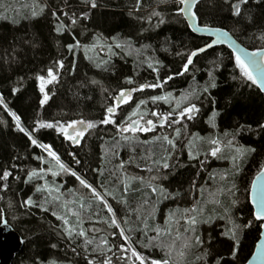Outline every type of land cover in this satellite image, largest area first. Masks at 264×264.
Masks as SVG:
<instances>
[{
  "label": "trees",
  "instance_id": "1",
  "mask_svg": "<svg viewBox=\"0 0 264 264\" xmlns=\"http://www.w3.org/2000/svg\"><path fill=\"white\" fill-rule=\"evenodd\" d=\"M236 2L198 4L200 25L225 29L248 49L264 48V0H248L240 16L233 14ZM95 3L93 8L84 0H0V176L12 173L7 181L0 179V224L5 218L24 241L13 264H103L108 257L111 264H133L131 248L169 264H246L261 233L249 192L264 168L263 94L226 47L195 56L188 72L178 74L188 56L209 43L190 31L178 0ZM60 23L65 27L58 33ZM49 69L57 75L51 83ZM156 83L162 87L136 90ZM121 91L129 92L127 102L117 99ZM45 94L49 98L42 103ZM156 96L167 99L154 101ZM191 104L199 112L180 119ZM109 107L115 109V125L100 123ZM13 112L32 139L50 145L102 199L33 145L18 130ZM149 119L153 130L119 131L125 121L147 126ZM176 119L180 123H172ZM78 120L97 127L73 147L59 126ZM212 140L220 142L217 156L210 154L216 147ZM164 157H170L167 169L161 167ZM33 171L38 175L29 181ZM46 184L51 195L37 191ZM28 199L35 206H28ZM113 217L128 240L111 224ZM192 217L195 226L188 223ZM232 222L241 226L238 240L229 238ZM69 226L85 231L92 243L75 234L69 239Z\"/></svg>",
  "mask_w": 264,
  "mask_h": 264
},
{
  "label": "snow or ice",
  "instance_id": "2",
  "mask_svg": "<svg viewBox=\"0 0 264 264\" xmlns=\"http://www.w3.org/2000/svg\"><path fill=\"white\" fill-rule=\"evenodd\" d=\"M84 2L91 4V7H93V8H95L97 6L96 3H95V0H84ZM257 2H258V0H257ZM179 3L181 5H184L185 9H191L192 0H179ZM247 3H248V0H237L236 3H233L231 5L232 8L234 9L233 14L236 15V16H240L241 15V10H242L241 6L244 5V4H247ZM181 11H184V9H182ZM53 15H55V13H53ZM64 15L68 16V13L65 12ZM152 15L160 16V13L153 12ZM192 15H193V18H195V13H193ZM86 16H87V14H85V17ZM56 18H57V20L60 19L58 16ZM70 19H71L72 25H75L77 23V18H75L74 14H73L72 17H70ZM159 22L163 23L164 22L163 18H161ZM64 27H65V25L60 23V24L57 25L56 31L59 33V32H61V30ZM203 30L204 31H209V32L214 31L215 34L221 39H224V38L227 37V34L222 32V30H220V29L212 30V29H207L206 28V29H203ZM262 39H264V37H262ZM74 47H79V45L78 44L77 45H69V51H72ZM115 47L116 48H122V45L117 43L115 45ZM211 47H213V44H208L207 45V48H211ZM205 50H206L205 48H201L198 51L199 52H204ZM197 55H198V52L197 51H193L191 53V55L188 56L187 63L184 65L183 71L178 73L179 75H183L184 73L188 72V70H189L188 66L193 63V57H195ZM245 55L248 56V63L247 64L245 63L244 60L241 59L240 55L236 56V63L241 68V71L243 72L244 76H246L248 80L252 81L253 84H256L257 83V77L254 76L252 71L249 70V66L257 64L258 61H257L256 58L257 57H264V52H255V53H251V54L245 53ZM57 65H58L59 68H61V69L63 68V62L62 61L57 62ZM149 67H152V65L149 64ZM48 77L50 78L47 81L49 83L57 80V75L51 69L48 70ZM39 79L41 80V91H43V83L45 82V77L41 76V77H39ZM168 79L170 80V79H172V77L169 76ZM127 83H132V81L129 80V81H127ZM210 86L214 88L216 85L214 83H212ZM149 87L157 88V87H162V85L159 84V83H156V84H144V85H141L140 88H138L136 90L137 91H142L144 88H149ZM259 87L261 88V90H264V78H260ZM204 91L207 92L208 88H205ZM48 98L49 97L47 96V94H45L44 101H42V103L46 102L48 100ZM117 99H123V100H125V102H127V100H129L130 97L126 96L124 91H121L120 94H119V97ZM160 99H165L166 100L167 97H159V96L153 97L154 101L155 100H160ZM2 103H3V98L0 97V104H2ZM140 103L144 104V103H146V101H141ZM198 112H199V108L196 107L195 104H191L190 106L184 108L180 112V119H183V117L186 115L187 118L189 120H191V119H193V114L194 113H198ZM114 114H115V109L113 107H109L107 109V117L105 119L101 120L100 123H102V124H114L115 125L116 121L112 118ZM136 114L137 113H133V115H136ZM11 115L13 116L14 120L16 121V125H17L18 130L20 132H23L25 135L29 136V139L31 140L33 145H36L37 147L42 148L43 151L46 152L48 154V156L51 157L56 162V165L59 167L60 170H62L64 172H70L71 171L67 166H65L60 161V157L57 155V153L55 151L52 150L50 145H46V144L45 145H41V144H38V142L35 139H32L31 134L24 127L21 126V120H20V117L18 115H16L14 112L11 113ZM152 115L153 116H158L159 114L153 112ZM170 115L171 114L164 115L161 118L164 121H168ZM141 118H143V115H141ZM129 119H131V117H129ZM180 119L173 120L172 123H180ZM124 123L127 125L126 127L125 126H118L119 131L121 133H124V132H138V131L147 132V131H150V130L154 129V124H153V121L151 119L146 121V125L147 126H142L140 124L139 120L132 121L131 124H128L127 121H125ZM77 125H82V126H85V127L84 128H80V127H77ZM41 127L52 128L53 125L52 124H43V125H41ZM95 127H97V125L95 123H93V122H85L84 120H78V121H74V122L68 124L67 127H65L64 125H60L59 126V130L65 137H67L70 141H72L73 144H79L80 143V138H82L84 136V134H85V128L86 129H93ZM68 128H71L73 131L71 133H69L68 130H67ZM176 135L177 136L180 135L179 129H177ZM125 139H127V137H125ZM164 140H166L167 143L169 145H171L172 147H175V144H174L173 140L169 139L167 136L164 137ZM210 143L213 144V145H216V147L211 149V153L210 154L212 156H217V154L221 151V149L219 147V143L220 142L218 140H212V141H210ZM238 151H240L241 154H243L244 151H249V150H238ZM250 151H255V150L251 149ZM169 158L170 157H164L163 158L164 162L161 164V167H163L164 169H167L169 167V164L167 163V160ZM193 158H195V157H193ZM37 159H41L43 161V157H37ZM121 167H123V166L121 165ZM41 171H43V170H41ZM51 174H52V176L55 177L59 173L56 172V171H52ZM11 175H12L11 172L4 171L2 176H0V179L7 181L8 178ZM37 175H38V173L36 171H33L31 173V175L28 176V180L31 181L33 179V177H36ZM71 175L76 177V179L79 181V183L81 185H83L85 188L90 189L95 196H97L98 198L102 199V197H100V194L96 191V189L93 188L92 185L89 184L86 180H84L80 176H78L75 171H71ZM16 178L19 179V177H16ZM41 178H43V177H41ZM6 187H7V185H5V188ZM257 189H258V192H259V199L257 201V211L255 213V219L257 221L264 222V171H261L259 173V175H257L256 182L253 184L254 199H256ZM45 190L49 193V195H51L52 192H53V189L48 188L47 184L45 185V187L43 189L42 188H37L38 192L39 191H45ZM153 191H156V189L153 188ZM54 199H58V198L54 197ZM25 203L28 206H35L34 202L31 199H28ZM81 207H83V205H81ZM45 211H47V209H45ZM108 211L109 212L112 211L111 207H108ZM73 214L75 215L76 213H73ZM53 215H56V213H53ZM57 218L58 219H62L66 226L69 225V221L67 219H65L64 217L58 216ZM188 223L190 225H192V226H195L198 223V221L196 220L195 217H192V218H190L188 220ZM111 224L115 225L116 228L120 229V232H119L120 236L124 237L125 240H128V237L125 235V231L122 228H120V224H118L116 222L114 217L112 218ZM232 224H233V227L229 230V238L238 240L237 231H238V229L241 226L236 225L234 222H232ZM261 226H264V224H262ZM243 227H251V224L249 223L247 225H244ZM191 230L194 231V227ZM65 231H66L67 236H68L69 239H72L73 235L75 234L76 236L85 237V243L86 244L92 243L91 240L87 239L86 232L83 231V230L75 231V229H73L72 227L69 226V227L65 228ZM195 242L197 244L200 243V240H199L198 237L195 238ZM104 244H107V240L104 241ZM187 246L188 245L185 244V247H187ZM52 247H55V245H53ZM260 250L264 251V244L260 245ZM73 251H75V249H73ZM108 251H112V249L109 248ZM121 251L127 252V251H129V248H125V247L121 246ZM181 255H183V253H181ZM131 256L135 258V261H139V264H169V261L167 259H165L163 261L156 260V259L149 260L145 256L141 255L139 252H137L135 250V248H131ZM135 261L133 262V264H135ZM88 264H94V262L89 260ZM103 264H111V257H108L107 259H105L103 261Z\"/></svg>",
  "mask_w": 264,
  "mask_h": 264
},
{
  "label": "water",
  "instance_id": "3",
  "mask_svg": "<svg viewBox=\"0 0 264 264\" xmlns=\"http://www.w3.org/2000/svg\"><path fill=\"white\" fill-rule=\"evenodd\" d=\"M179 1V0H178ZM210 0H192V6L191 9H185L184 5H181L180 12L188 25V28L190 31L197 37L205 38L209 40L208 44H213V47L207 48V45H205L202 48H205L206 51L211 50L216 47H226L229 49L232 54L234 55L235 59L237 55L241 56V59L245 61V63H248V56L245 55L255 53V52H264V48L257 49V50H251L243 46L230 32H228L225 29L217 28V27H207V26H201L198 20V17L196 15V7L198 4L202 2H206ZM184 9V11H181ZM193 13H195V18H193ZM220 29L222 32L227 34V37L224 39L219 38L214 31H204L203 29ZM198 52L199 54H202L204 52ZM195 57H193L194 60ZM258 63L255 65H250L249 70L252 71L253 75L257 77V83L256 86L260 90V92L263 94L264 97V90H261L259 87L260 78H264V57H257L256 58ZM129 93L128 91L125 93L127 96ZM264 171V168L261 170ZM259 171L254 179L252 180L250 192H249V201L250 205L253 209V216L255 218V213L257 211V201L259 199V192L257 189L256 193V199H254V192H253V184L256 182V177L261 172ZM256 220V219H255ZM257 221V220H256ZM259 223L264 224L262 221H257ZM264 244V226H261V233L259 236V240L256 242L254 251L250 258L247 260L246 264H264V251L260 250V245ZM24 245V241L17 232L13 226H11L8 221L3 218L2 222L0 224V264H13V261L15 260L16 256L20 253Z\"/></svg>",
  "mask_w": 264,
  "mask_h": 264
},
{
  "label": "rangeland",
  "instance_id": "4",
  "mask_svg": "<svg viewBox=\"0 0 264 264\" xmlns=\"http://www.w3.org/2000/svg\"><path fill=\"white\" fill-rule=\"evenodd\" d=\"M6 7V6H5ZM5 7L3 8V10L5 9ZM25 7H27V6H25ZM7 11H10V8L7 6ZM80 128H84L82 125L80 126ZM85 131H87V129L85 130ZM86 133V132H85Z\"/></svg>",
  "mask_w": 264,
  "mask_h": 264
},
{
  "label": "flooded vegetation",
  "instance_id": "5",
  "mask_svg": "<svg viewBox=\"0 0 264 264\" xmlns=\"http://www.w3.org/2000/svg\"><path fill=\"white\" fill-rule=\"evenodd\" d=\"M126 127V126H125ZM86 132V131H85ZM126 132H124L123 134H125ZM83 138V137H82ZM82 138H80V143H81V140H82ZM79 143V144H80ZM76 146V144H73V147H75Z\"/></svg>",
  "mask_w": 264,
  "mask_h": 264
}]
</instances>
